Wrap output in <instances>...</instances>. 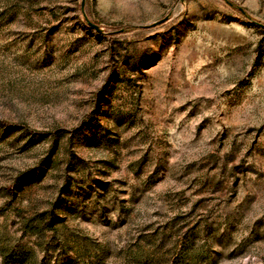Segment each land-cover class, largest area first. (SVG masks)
<instances>
[{"label": "rangeland", "instance_id": "374dc122", "mask_svg": "<svg viewBox=\"0 0 264 264\" xmlns=\"http://www.w3.org/2000/svg\"><path fill=\"white\" fill-rule=\"evenodd\" d=\"M258 24L264 0H0V264H264Z\"/></svg>", "mask_w": 264, "mask_h": 264}, {"label": "trees", "instance_id": "16d2710c", "mask_svg": "<svg viewBox=\"0 0 264 264\" xmlns=\"http://www.w3.org/2000/svg\"><path fill=\"white\" fill-rule=\"evenodd\" d=\"M89 118H91V116L88 117V119H89ZM21 183H22V177H19V178L16 180L15 184L13 185V187H14L15 189H16V188H19V187L21 186ZM21 258H22L21 255H17V260H21Z\"/></svg>", "mask_w": 264, "mask_h": 264}, {"label": "water", "instance_id": "95a60500", "mask_svg": "<svg viewBox=\"0 0 264 264\" xmlns=\"http://www.w3.org/2000/svg\"><path fill=\"white\" fill-rule=\"evenodd\" d=\"M83 4H84V3H83ZM88 24H89V26H90L91 28L95 29L97 32H101V29H100L99 26L94 25V24H92V23H90V22H89ZM157 24H160V22L157 23ZM157 24H155V25H157ZM155 25H154V26H155ZM258 26H259L261 29L264 30V25H260V24H258Z\"/></svg>", "mask_w": 264, "mask_h": 264}]
</instances>
